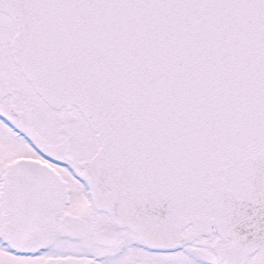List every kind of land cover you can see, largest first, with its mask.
<instances>
[{
  "label": "snow or ice",
  "instance_id": "obj_1",
  "mask_svg": "<svg viewBox=\"0 0 264 264\" xmlns=\"http://www.w3.org/2000/svg\"><path fill=\"white\" fill-rule=\"evenodd\" d=\"M0 264H264V0H0Z\"/></svg>",
  "mask_w": 264,
  "mask_h": 264
}]
</instances>
